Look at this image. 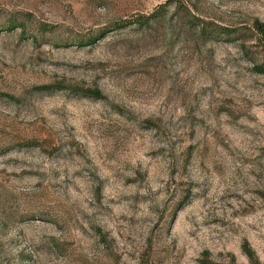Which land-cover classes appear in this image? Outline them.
<instances>
[{"label":"rangeland","instance_id":"obj_1","mask_svg":"<svg viewBox=\"0 0 264 264\" xmlns=\"http://www.w3.org/2000/svg\"><path fill=\"white\" fill-rule=\"evenodd\" d=\"M255 20L264 0H0V264H264Z\"/></svg>","mask_w":264,"mask_h":264},{"label":"trees","instance_id":"obj_2","mask_svg":"<svg viewBox=\"0 0 264 264\" xmlns=\"http://www.w3.org/2000/svg\"><path fill=\"white\" fill-rule=\"evenodd\" d=\"M154 14H150L149 16H140L135 22L142 24L148 21V19L152 18ZM253 28L256 30V32L261 36V38H264V24L258 20H255L253 22ZM93 41V40H91ZM49 86L43 85V86H37L35 87V90H45L48 89ZM251 256V254H249Z\"/></svg>","mask_w":264,"mask_h":264}]
</instances>
